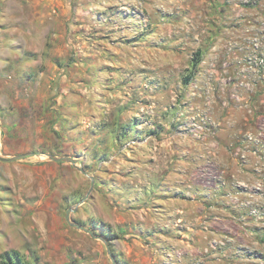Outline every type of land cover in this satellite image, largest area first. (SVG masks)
Returning <instances> with one entry per match:
<instances>
[{
    "label": "rangeland",
    "instance_id": "374dc122",
    "mask_svg": "<svg viewBox=\"0 0 264 264\" xmlns=\"http://www.w3.org/2000/svg\"><path fill=\"white\" fill-rule=\"evenodd\" d=\"M68 7L57 33L70 48L21 123L42 153L94 177L70 220L115 235L116 264H264V0ZM27 160L0 165V264L6 253L112 264L100 240L66 222L90 179L44 155Z\"/></svg>",
    "mask_w": 264,
    "mask_h": 264
},
{
    "label": "crops",
    "instance_id": "0c3cea01",
    "mask_svg": "<svg viewBox=\"0 0 264 264\" xmlns=\"http://www.w3.org/2000/svg\"><path fill=\"white\" fill-rule=\"evenodd\" d=\"M69 3L70 0H0V154L5 159L25 155L24 152L38 156L47 154L39 149L43 142L33 141L32 132L25 129L27 125L21 120L24 118L31 123L34 104L41 106L43 100L48 99V93L43 95L42 90H49L46 81L50 79L49 74L54 72L53 64L59 56L67 55V47L70 48L65 34L57 33L69 20ZM53 4L58 6L56 16L50 13ZM46 38H49L47 43ZM55 71L60 82L64 74ZM58 79L55 81L56 88ZM34 96H39L40 102H34ZM22 111L26 112L25 115L21 114ZM15 163L0 160L5 171L14 172L20 168ZM79 203L78 207L81 205ZM2 219L5 220V217L2 216ZM20 236L24 240L22 233Z\"/></svg>",
    "mask_w": 264,
    "mask_h": 264
},
{
    "label": "water",
    "instance_id": "95a60500",
    "mask_svg": "<svg viewBox=\"0 0 264 264\" xmlns=\"http://www.w3.org/2000/svg\"><path fill=\"white\" fill-rule=\"evenodd\" d=\"M36 154H25V155H20V156H16V157H13V158H9V159H2L0 158L1 161L3 162H13V161H17V160H21V159H24V158H27V157H32V156H35ZM44 156H46L50 161L52 162H55V163H62V162H66V163H69L71 164L76 170H78L80 173H82L84 176L88 177L90 179V188H89V192L87 193V195L85 196L84 200H82V202H80L79 204H82L83 202H85V200H87L88 198V195L89 193L93 190V187H94V183H95V179L94 177H90L81 167H78L77 166V162L76 160H73L71 158H67V157H55V156H52V155H49V154H44ZM78 208V205L73 208V209H69L66 213V222L68 223V225L72 228H74L75 230H78V231H82L86 234H88L91 238L93 239H97V240H100L105 248H106V251L110 257V260H111V263L112 264H116L115 260H114V257H113V254L111 252V248H110V245L108 244L107 241H105L102 237L100 236H96L93 234V232L85 227H83L82 225H78L74 222H72L70 220V214L71 213H74L76 212V209Z\"/></svg>",
    "mask_w": 264,
    "mask_h": 264
},
{
    "label": "trees",
    "instance_id": "16d2710c",
    "mask_svg": "<svg viewBox=\"0 0 264 264\" xmlns=\"http://www.w3.org/2000/svg\"><path fill=\"white\" fill-rule=\"evenodd\" d=\"M104 239L111 243L113 240L117 239V237L115 235L110 234V235L104 236ZM2 259L4 261V264L5 263H8V264H21V260L19 258L18 259L16 258V260L13 261L12 257H11V254H9V253H6L2 257Z\"/></svg>",
    "mask_w": 264,
    "mask_h": 264
},
{
    "label": "built area",
    "instance_id": "2783aa9c",
    "mask_svg": "<svg viewBox=\"0 0 264 264\" xmlns=\"http://www.w3.org/2000/svg\"><path fill=\"white\" fill-rule=\"evenodd\" d=\"M250 4L254 5L255 4V0H249Z\"/></svg>",
    "mask_w": 264,
    "mask_h": 264
}]
</instances>
